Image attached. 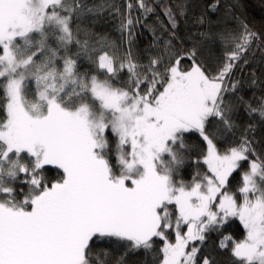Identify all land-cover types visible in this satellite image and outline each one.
I'll return each mask as SVG.
<instances>
[{
  "label": "snow or ice",
  "instance_id": "1",
  "mask_svg": "<svg viewBox=\"0 0 264 264\" xmlns=\"http://www.w3.org/2000/svg\"><path fill=\"white\" fill-rule=\"evenodd\" d=\"M253 62L242 0H0V264H264Z\"/></svg>",
  "mask_w": 264,
  "mask_h": 264
},
{
  "label": "trees",
  "instance_id": "2",
  "mask_svg": "<svg viewBox=\"0 0 264 264\" xmlns=\"http://www.w3.org/2000/svg\"><path fill=\"white\" fill-rule=\"evenodd\" d=\"M119 2L123 3L124 0H119ZM242 2L247 6V12L250 18H254L257 25H259L262 16H264V13H262L261 11V8L264 7V0H242ZM97 31L112 32V25L111 23H109V24H104L102 26H98ZM112 34L115 35V33ZM252 70H255L257 76H260L261 73L264 72V66L257 65L255 62H253V64L249 65L248 68L245 70V76H247L248 73H250ZM253 91H256V94L259 95L258 90L246 89V96L250 97Z\"/></svg>",
  "mask_w": 264,
  "mask_h": 264
}]
</instances>
